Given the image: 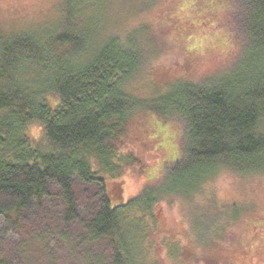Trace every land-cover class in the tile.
<instances>
[{
  "label": "trees",
  "instance_id": "1",
  "mask_svg": "<svg viewBox=\"0 0 264 264\" xmlns=\"http://www.w3.org/2000/svg\"><path fill=\"white\" fill-rule=\"evenodd\" d=\"M240 4L235 65L221 76L177 79L150 98L126 86L141 62L135 30L99 41L67 25L0 34V216L16 220L57 186L64 220L82 225V240L107 237L113 264H135L144 214L163 197L190 196L220 169L264 173V0ZM138 109L178 121L183 151L166 170L169 184H147L125 200L116 179L137 160L117 148ZM31 122L37 138L28 135ZM75 181L98 188L89 220L78 213Z\"/></svg>",
  "mask_w": 264,
  "mask_h": 264
},
{
  "label": "rangeland",
  "instance_id": "2",
  "mask_svg": "<svg viewBox=\"0 0 264 264\" xmlns=\"http://www.w3.org/2000/svg\"><path fill=\"white\" fill-rule=\"evenodd\" d=\"M241 1L0 0V34L67 25L99 41L135 30L131 38L141 62L126 86L150 98L177 79L221 76L235 65L241 43L232 24L239 21ZM27 131L33 138L41 134L36 122ZM181 134L178 121L145 109L129 117L117 148L120 157L137 160L116 179L125 200L147 184H169L166 170L182 154ZM73 188L78 213L89 220L98 188L80 181ZM151 212L139 226L144 233L135 264H264V173L220 169L196 193L165 196ZM64 215L61 192L52 185L49 195L32 201L16 220L0 216V264H113L108 238L82 240V225L66 222Z\"/></svg>",
  "mask_w": 264,
  "mask_h": 264
}]
</instances>
